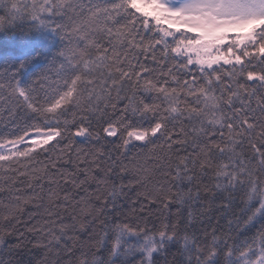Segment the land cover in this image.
I'll return each instance as SVG.
<instances>
[{
  "label": "snow or ice",
  "instance_id": "6c2138e0",
  "mask_svg": "<svg viewBox=\"0 0 264 264\" xmlns=\"http://www.w3.org/2000/svg\"><path fill=\"white\" fill-rule=\"evenodd\" d=\"M0 10V32L27 26L45 41L41 54L52 44L46 33L62 43L27 83L17 79L24 63L0 72V95L8 92L20 119L47 126L24 150L16 147L23 136L0 140V161L34 160L38 149L51 154L44 174L60 191L50 188L48 198L71 209V223H53L49 252L63 245L68 264H264V231L239 244L202 222L203 235L197 233L191 204L200 200L201 187L195 196L190 187L210 175L213 201L219 197L227 209L242 193L251 213L246 223L264 219V0H0ZM162 19L184 33L154 30L152 21ZM149 52L157 67L140 62ZM113 92L126 103L110 115L109 105L117 108ZM74 110L79 123L61 121ZM8 115L17 117L11 109ZM93 118L103 132L95 134L98 146L72 155L75 138H93L91 124L84 123ZM145 153L148 161L141 164ZM61 160L74 168L61 170ZM113 177L129 183L118 186ZM154 179L151 191L139 193V212L135 206L131 211L142 219L155 206L163 217L159 227L114 217L124 187ZM90 184L96 185L91 194ZM173 205H188L187 218L180 208L173 213ZM80 233L87 239L77 240ZM77 245L79 256L72 251Z\"/></svg>",
  "mask_w": 264,
  "mask_h": 264
},
{
  "label": "trees",
  "instance_id": "16d2710c",
  "mask_svg": "<svg viewBox=\"0 0 264 264\" xmlns=\"http://www.w3.org/2000/svg\"><path fill=\"white\" fill-rule=\"evenodd\" d=\"M27 2L32 3L33 0H27ZM2 14L3 12L0 10V15ZM148 19L151 20L150 18ZM123 24L124 21L121 19V23L116 25V27H122ZM137 27L140 28L141 26L137 25ZM152 27L154 30L164 28L172 31L176 36L184 33L182 31L170 30L161 24L156 25L155 21H152ZM141 33L143 35L159 34L158 32L146 33L143 29H141ZM186 34L193 36L188 33ZM45 36L48 40L52 41V44L47 51L41 54L39 49L45 41L36 32L30 31L27 26L18 27L15 31L0 32V72L7 69L19 68L24 63V67L19 70L17 79L27 83L30 78L38 76L47 65L48 60L56 55L62 47V43L58 37L53 36L51 33H46ZM156 54L159 55V53ZM147 55L149 59L145 61L144 56L141 55L139 57L140 62L157 67L151 60L152 53L149 52ZM26 59L27 63H25ZM133 62L135 63V60ZM161 66L167 70V66ZM190 67H195V65ZM115 96L116 93L113 92V103L117 104V108L114 110L109 105L108 111L110 115L113 111L119 112L123 108L124 103H126L123 100H116ZM7 97L8 92L0 95V140L6 138L15 139L17 135L23 136L25 140L27 136L37 134L38 129L47 130V126L42 120L33 119L25 123L24 120L20 119L19 109L13 107ZM10 109L17 113L15 120L8 115ZM75 111L78 110L67 112L66 116L61 117V121L67 120L69 125L79 123L82 117L75 115ZM52 123H55V121H52ZM84 123L91 124L94 136L90 142H84L82 138H75L78 143L72 145V155H74L77 148L86 152L94 146H98L95 134L99 133V135H103L101 122L98 119L85 120ZM25 128L28 129L27 134L24 131ZM52 143H55V141ZM19 145L18 148L20 150L30 147V145L22 143ZM46 147H50V145ZM38 151H41V155L34 160H29L27 157H14L12 161H0V237H3L4 240V243L0 245V260H3L5 264H39L41 260H47L49 264H55L56 260H60L61 264H68V253L63 251V245H61L60 249L54 248L51 252L45 247L51 238L50 233L53 223L61 218L65 223H71L69 219L71 209H68L66 212L63 207H57L55 199L49 200V189L51 188L53 192H59L60 189L51 183L49 177H45L44 174L45 166H48L50 169L49 156L51 154H44L39 149ZM69 154L67 152L64 153L65 159H67ZM31 155H35V153ZM173 159H175V154H173ZM18 161H22V163H18ZM147 161V153L139 157L141 164ZM59 164L61 170L68 169L70 171L74 168L73 164H66L63 160ZM50 174L49 172V176ZM41 177L44 178L41 179ZM113 179L116 180L115 177ZM155 179H159L158 174ZM155 179L153 181H145L144 187L135 183L124 187L117 203L119 211L114 213V217L118 218V220L141 225L147 221L149 228L153 225L159 227L163 217L156 211L155 206H151L153 209L152 214H149L147 211L141 213L142 219H138L137 216L132 215L131 211L132 206H135L139 212L141 207L139 201L143 199L139 193H143L145 189L151 191ZM141 180L143 181V177H141ZM210 181L211 176L204 175L190 186L193 190V196L196 195L197 184H200L201 187L199 193L200 200L191 204V210L194 215L199 217L195 225L197 233L201 236L203 235V229L200 227L202 222L204 228H207L209 231L212 228H216L218 235L229 238V243H232V241H236L238 244L244 241L251 242L253 238L258 237V234L264 231V219L257 217L254 224L246 223L248 215L251 214L250 212L246 213V209L248 208L246 197L242 193H237L232 198L233 202L231 206L225 209L221 206L219 197L213 201V191H209V189H214L215 185ZM116 183L119 186L121 184L128 185L129 182L126 178L124 181L116 180ZM109 184H111V181H109ZM41 185L43 186L42 188ZM204 185L208 187L204 188ZM62 187L63 185H61ZM188 187L186 182L182 186L185 191H187ZM95 190L96 185L90 184L89 194ZM32 193H36V195L33 196ZM210 201L212 202L210 203ZM256 206L258 207V204ZM143 207L145 209L149 208L147 202L144 203ZM178 208L183 212L186 219L189 206L185 205L181 207L173 205L171 211L175 213ZM57 213L60 214L59 217L56 215ZM50 219L52 223H49ZM110 219L112 218L110 217ZM229 221L232 222L230 227ZM56 227L58 230L59 225L57 224ZM77 228H79L78 223ZM81 237L84 240L87 239V236L83 233H80L76 239L80 240ZM65 239L67 240V238ZM68 243L71 245L72 242L68 241ZM57 251H59L58 256ZM72 251L75 252L76 256H79V245L72 248Z\"/></svg>",
  "mask_w": 264,
  "mask_h": 264
},
{
  "label": "rangeland",
  "instance_id": "374dc122",
  "mask_svg": "<svg viewBox=\"0 0 264 264\" xmlns=\"http://www.w3.org/2000/svg\"><path fill=\"white\" fill-rule=\"evenodd\" d=\"M149 18H151V16H149ZM160 24L163 25V26H165V27H167V28L170 29V30L177 31L175 27H173V28H169V22L166 21V20H164V19L161 20V23H160ZM179 31H184V29H183V28H180ZM190 34L195 35V34H193V33H190ZM230 35H231V34H230ZM35 138H38V134H36V135H29L28 137L25 138V140H24V142H23L22 144L30 145V140H31V139H35ZM78 138H80V137H78ZM19 146H20V145H17L16 147L18 148ZM30 146H31V145H30ZM7 150H8V149L6 148L5 151H7ZM13 151H14V149H13Z\"/></svg>",
  "mask_w": 264,
  "mask_h": 264
}]
</instances>
